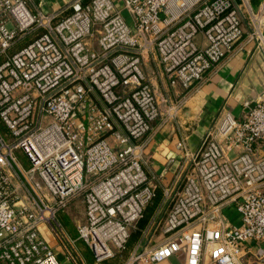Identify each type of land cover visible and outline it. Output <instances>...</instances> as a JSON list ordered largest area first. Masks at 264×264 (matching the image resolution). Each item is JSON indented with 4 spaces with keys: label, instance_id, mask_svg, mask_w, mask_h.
I'll return each mask as SVG.
<instances>
[{
    "label": "built area",
    "instance_id": "built-area-1",
    "mask_svg": "<svg viewBox=\"0 0 264 264\" xmlns=\"http://www.w3.org/2000/svg\"><path fill=\"white\" fill-rule=\"evenodd\" d=\"M32 3L0 0V264H63L42 227L68 261L87 264L80 240L103 264L126 248L155 196L146 135L181 108L162 114L143 59L155 54L170 85L189 89L233 52L244 15L234 0H71L54 22L57 12H32ZM249 16L246 38L264 52L262 12ZM242 108L241 118L222 111L193 151L178 144L179 181L163 188L122 264L179 253L183 264H264V89ZM78 198L72 238L58 213Z\"/></svg>",
    "mask_w": 264,
    "mask_h": 264
},
{
    "label": "crops",
    "instance_id": "crops-1",
    "mask_svg": "<svg viewBox=\"0 0 264 264\" xmlns=\"http://www.w3.org/2000/svg\"><path fill=\"white\" fill-rule=\"evenodd\" d=\"M70 1L33 0L29 8L32 12H57L55 22L70 13V9L67 8ZM234 1L240 6L244 15L243 38L235 45L230 55L189 89L170 85L155 54L143 59L142 69L158 99L162 114L164 115L170 104L181 102V108L175 116L165 120L162 119L163 116L156 119L146 135L145 169L157 186L151 205L147 211L145 210V216L143 215L147 222L162 203L163 188L179 181L180 168L184 164V149L178 147V144L183 142L186 150L193 151L206 131L215 124L222 111H229L236 118H241L242 100L255 96L263 85L264 55L255 47L254 41L247 40L246 35L250 31L249 9L253 13L261 11V20L264 22V9H262L264 0ZM197 40H201L200 35L197 36ZM112 138V135L108 137L110 142ZM226 214L230 221L238 222L239 215L233 208ZM42 231L62 263L74 264V261L65 258V248L56 237L46 233L45 227H42ZM69 235L72 238L76 237L71 233ZM79 247L82 248L81 243ZM84 252L86 260L91 264L93 259L90 249ZM183 261L184 255L179 253L162 264H183Z\"/></svg>",
    "mask_w": 264,
    "mask_h": 264
},
{
    "label": "rangeland",
    "instance_id": "rangeland-1",
    "mask_svg": "<svg viewBox=\"0 0 264 264\" xmlns=\"http://www.w3.org/2000/svg\"><path fill=\"white\" fill-rule=\"evenodd\" d=\"M33 37H34V34L26 35L23 39L17 41L10 49H8L7 54H11L12 52L16 51L21 46L28 43ZM262 53L264 55V52H262ZM3 58H4V55L1 54L0 55V61ZM263 89H264V82H263V85L261 86L260 92L257 93L255 96H252L249 98L250 99L256 98L258 96V94H260L262 92ZM249 98L243 99L242 102L245 100H250ZM0 132L3 135L7 136L8 131H7L6 127L4 125H2L1 123H0ZM14 153H15V156L17 157L18 161L21 163V165L24 168H28L30 166L29 161L25 158L24 154L22 153V151L20 149H16L14 151ZM150 205H151V203L147 205V207L145 208L146 211L149 209ZM155 211L153 212V214L155 213ZM83 214H84L83 202L81 201V198H78V199H75L72 203L67 205L62 211H60L58 213V219L61 221V223L64 225L65 229L69 233L77 235L76 224L78 221H80L83 218ZM152 216H151L150 220L152 219ZM150 220L147 222L145 217H142L136 223L135 229L131 232L130 237H129L128 242H127V245H126V248L120 254L118 253L115 256H113L112 258L105 260L104 263L105 264H122L126 260V258L129 256L130 252L132 251V249L134 248L136 243L142 237V230L148 226ZM153 237L155 240L159 239L158 233L156 232ZM80 243L82 244V248L79 247ZM75 244H76V248L78 250H80V252L82 253L83 257L86 260L87 258H86V254H85L84 250H86V249L88 250L89 248H87V246L84 245L80 240L78 242H76ZM92 259H93V256H92ZM85 262H87V264H90L88 262V260H86ZM94 262L95 261L93 259L91 261V264H95Z\"/></svg>",
    "mask_w": 264,
    "mask_h": 264
},
{
    "label": "trees",
    "instance_id": "trees-1",
    "mask_svg": "<svg viewBox=\"0 0 264 264\" xmlns=\"http://www.w3.org/2000/svg\"><path fill=\"white\" fill-rule=\"evenodd\" d=\"M144 216H145V214H144Z\"/></svg>",
    "mask_w": 264,
    "mask_h": 264
}]
</instances>
